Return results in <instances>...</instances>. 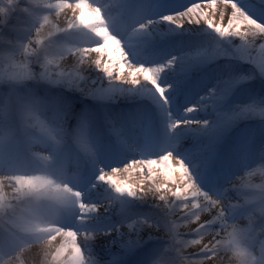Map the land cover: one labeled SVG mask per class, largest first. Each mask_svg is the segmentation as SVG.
Returning a JSON list of instances; mask_svg holds the SVG:
<instances>
[{
	"label": "snow or ice",
	"instance_id": "6c2138e0",
	"mask_svg": "<svg viewBox=\"0 0 264 264\" xmlns=\"http://www.w3.org/2000/svg\"><path fill=\"white\" fill-rule=\"evenodd\" d=\"M254 166L264 0H0V264H264Z\"/></svg>",
	"mask_w": 264,
	"mask_h": 264
},
{
	"label": "bare ground",
	"instance_id": "6f19581e",
	"mask_svg": "<svg viewBox=\"0 0 264 264\" xmlns=\"http://www.w3.org/2000/svg\"><path fill=\"white\" fill-rule=\"evenodd\" d=\"M64 10H61V14L63 15ZM218 18V16H217ZM252 174L250 176H246L245 179H248L251 181L252 184L256 183H264L263 180L264 178L261 177V170L259 166H254ZM260 175V176H259ZM117 179L124 180L127 178L129 182H131L134 179L139 178V174L137 172H130L129 174H126V176H117ZM158 179H162V177H158ZM148 184L145 182V187H147ZM151 199V197L149 198ZM194 227V225H193ZM183 231V229H181ZM25 264H40V256L38 255V250L33 249L29 253H26L25 255Z\"/></svg>",
	"mask_w": 264,
	"mask_h": 264
},
{
	"label": "rangeland",
	"instance_id": "374dc122",
	"mask_svg": "<svg viewBox=\"0 0 264 264\" xmlns=\"http://www.w3.org/2000/svg\"><path fill=\"white\" fill-rule=\"evenodd\" d=\"M261 177L264 178V175H261ZM263 182H264V180H263ZM259 184H261V183H257V181H256V183H254V185H259Z\"/></svg>",
	"mask_w": 264,
	"mask_h": 264
}]
</instances>
